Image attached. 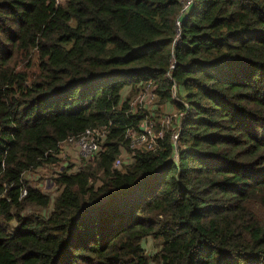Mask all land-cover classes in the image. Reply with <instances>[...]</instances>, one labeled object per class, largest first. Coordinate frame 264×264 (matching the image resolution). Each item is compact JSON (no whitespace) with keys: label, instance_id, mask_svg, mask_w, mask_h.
I'll list each match as a JSON object with an SVG mask.
<instances>
[{"label":"trees","instance_id":"obj_1","mask_svg":"<svg viewBox=\"0 0 264 264\" xmlns=\"http://www.w3.org/2000/svg\"><path fill=\"white\" fill-rule=\"evenodd\" d=\"M183 2L0 0V264H264V0ZM146 120L158 148L116 168Z\"/></svg>","mask_w":264,"mask_h":264},{"label":"built area","instance_id":"obj_2","mask_svg":"<svg viewBox=\"0 0 264 264\" xmlns=\"http://www.w3.org/2000/svg\"><path fill=\"white\" fill-rule=\"evenodd\" d=\"M58 1V0H57ZM192 3V0H184V10L183 16L188 13L189 7ZM182 16V17H183ZM181 20L177 22V26L180 27ZM174 68L172 65L171 69ZM176 92V90H175ZM139 99L141 100H156L154 94L150 88H147L139 95ZM134 103V102H133ZM142 104L140 106L142 107ZM134 105V104H133ZM135 107V106H134ZM149 113L153 112L155 109V105L152 107L145 108ZM180 119V115L177 113L176 116ZM176 118V119H177ZM106 131L98 130V129H88L85 133L79 138H70L64 143L59 145L60 149V157L62 159L74 158L78 160V163H82V161H89L94 157L98 156L103 151V144L106 139ZM163 138V133L155 134L153 130V125L147 120L144 121L139 126V131L130 130L127 134V140L129 141V146L127 148L121 149V154L115 161L114 166L116 168H121L124 164H132L134 162V153L138 150H153L158 148V139ZM174 141L177 139V136H174ZM79 164V165H80Z\"/></svg>","mask_w":264,"mask_h":264},{"label":"rangeland","instance_id":"obj_3","mask_svg":"<svg viewBox=\"0 0 264 264\" xmlns=\"http://www.w3.org/2000/svg\"><path fill=\"white\" fill-rule=\"evenodd\" d=\"M66 0H59V3L60 4H63ZM130 91L127 89L126 91H124L123 93V96L124 98H127L128 95H129ZM142 104V108L144 109L145 108H149V107H152L155 105L156 103V100L154 101H151L150 100H141L139 99V97H137L135 100H134V106L136 109H138V105L140 106V104ZM157 108H156V105H155V109L153 111H155ZM177 115V112L176 110H171V107H169L168 109H166V112L164 113V115L162 114L160 116V118L158 119V122H156V124L158 123H161L162 126H167L170 124V122L174 119V117L172 116H176ZM177 117H175L176 119ZM178 120V118H177ZM155 126V125H154ZM153 126V127H154ZM63 160H67V159H63ZM71 164H75L77 167L80 166L78 163V160L77 159H74V158H71ZM79 168V167H78ZM61 168L59 169H52V168H42L38 171H36L35 173H33L31 176V179H34L35 181H39L40 182V186L43 188V190L45 192H48V193H51L52 195H55L57 194V188H56V185L53 183V177H57V173L60 172ZM73 172V170H72ZM145 246L147 248V252L149 254H152L155 252L156 248L158 249V245L157 243L153 242L152 240H148L146 243H145Z\"/></svg>","mask_w":264,"mask_h":264}]
</instances>
